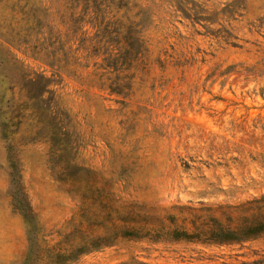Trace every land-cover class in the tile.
<instances>
[{"label": "rangeland", "instance_id": "obj_1", "mask_svg": "<svg viewBox=\"0 0 264 264\" xmlns=\"http://www.w3.org/2000/svg\"><path fill=\"white\" fill-rule=\"evenodd\" d=\"M16 1L0 2V121L11 97L22 100V78L44 74L74 153L70 167L54 165L46 141L24 138L27 117L10 150L0 129V264H21L30 247L44 264L129 226L140 235L67 264H264V232L229 244L167 234L190 228L189 208L264 194V0H193L194 20L171 0L130 10L99 0L112 32L145 15L147 51L124 65L120 35L116 69L95 51L92 8L74 22L85 0ZM23 192L31 210L15 200Z\"/></svg>", "mask_w": 264, "mask_h": 264}, {"label": "trees", "instance_id": "obj_2", "mask_svg": "<svg viewBox=\"0 0 264 264\" xmlns=\"http://www.w3.org/2000/svg\"><path fill=\"white\" fill-rule=\"evenodd\" d=\"M19 1H16L14 5L19 4ZM171 1L176 3L183 16L192 18V20L198 17V4L193 0H191L190 4L189 0ZM28 2L29 0H26L23 7H26ZM110 2L119 9L130 10V7H134L130 5V0H111ZM100 4L99 0H85L86 11L84 12L83 9L79 13L80 16L74 19V22H81L83 15L89 13L92 8L93 16L91 20L93 21V27L97 29L95 51L105 55L104 61L107 62V67L115 68L119 57L113 52L110 45L114 41L120 43L118 37L121 35L120 39L123 41V46L119 48L122 51L121 60L124 65L129 66L130 63L147 51L144 40L140 35L145 15L143 11H138L133 18L129 19L127 17V23L121 25L123 32L120 34L116 31H109L107 27L109 23L101 22L103 10L100 8ZM188 4L194 7L189 9ZM114 91L120 93L119 90ZM20 92L23 97L22 100L18 103L11 97L7 104L9 116L7 119L0 121L2 138L8 141V149L10 150L12 147L10 141L13 135L20 130L17 126L23 124V119L27 117L30 119L31 132L24 135L26 141L38 139L46 141L54 165L70 167V161L74 153L73 132L70 128L71 120L68 113L57 105L50 78L41 73L23 77ZM15 200L19 203L20 209L31 210L28 198L24 192L20 196H16ZM189 210L190 228L174 227L167 232L171 239L229 244L242 242L264 232V194L260 198L238 205L203 206L199 209L189 208ZM32 215L34 214L22 212L26 223ZM138 235H140V230L133 226L117 228L106 235L86 240L69 253L55 252L48 256V262L44 264H67L85 251L104 245H111L118 237H138ZM31 254L32 249L30 247L28 255L21 264H32L33 256L31 257ZM35 264H38V262Z\"/></svg>", "mask_w": 264, "mask_h": 264}]
</instances>
